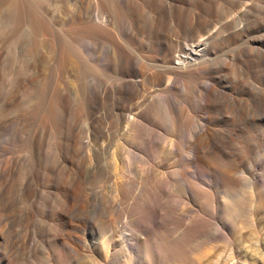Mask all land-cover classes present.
Here are the masks:
<instances>
[{
    "label": "rangeland",
    "instance_id": "rangeland-1",
    "mask_svg": "<svg viewBox=\"0 0 264 264\" xmlns=\"http://www.w3.org/2000/svg\"><path fill=\"white\" fill-rule=\"evenodd\" d=\"M0 264H264V0H0Z\"/></svg>",
    "mask_w": 264,
    "mask_h": 264
},
{
    "label": "bare ground",
    "instance_id": "bare-ground-1",
    "mask_svg": "<svg viewBox=\"0 0 264 264\" xmlns=\"http://www.w3.org/2000/svg\"><path fill=\"white\" fill-rule=\"evenodd\" d=\"M202 46H203V43L202 42H198L197 43V46L196 45L193 46L192 53L195 54V55H201V51L203 49ZM187 58H190V56H188ZM179 63L180 64H185L186 63V60L185 59L184 60H179ZM152 108H151V106H149L147 108L148 114H149V118H152V116L155 113H157V112L154 113L153 111H154L155 108L153 110H152ZM156 111L159 112V109L156 108ZM203 126H205V122H203ZM143 127L144 126L141 125V123H140V130ZM148 130H149V128H148ZM149 131H151V129ZM202 131H203V129L197 130L196 136H200V137L201 136H204L205 134ZM205 139H207V138H205ZM249 154H250V150L248 148H246L245 149V155L246 156H249ZM213 162H214V160H212L210 158H208V159L205 160L204 157L202 156V154H198V152H197V155L195 154L194 151L191 152V155H190V164H192V166L196 167L198 171H200V172H202L204 174L217 173L218 174V179H217V182L216 183L219 184V185H222L224 183H227L228 182V176H229V174L232 171V167H230L228 165H222V166L215 165ZM171 174H173V176L176 178L177 182L179 183V180L182 177L181 176L182 173L179 172L178 170H175V171L171 172ZM229 196H231V195H228V197ZM169 202L172 203V204L176 203V201H173V200H170ZM233 203L234 202H228V204H229L230 207H232ZM204 205L205 206L208 205L209 207H211V198H206L205 201L203 202V206ZM177 237H179V236L177 235Z\"/></svg>",
    "mask_w": 264,
    "mask_h": 264
}]
</instances>
